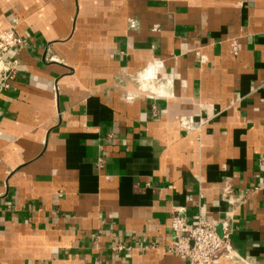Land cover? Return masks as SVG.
I'll use <instances>...</instances> for the list:
<instances>
[{
  "label": "crops",
  "instance_id": "crops-1",
  "mask_svg": "<svg viewBox=\"0 0 264 264\" xmlns=\"http://www.w3.org/2000/svg\"><path fill=\"white\" fill-rule=\"evenodd\" d=\"M13 27L0 264H188L178 209L264 264V0H0Z\"/></svg>",
  "mask_w": 264,
  "mask_h": 264
},
{
  "label": "built area",
  "instance_id": "built-area-1",
  "mask_svg": "<svg viewBox=\"0 0 264 264\" xmlns=\"http://www.w3.org/2000/svg\"><path fill=\"white\" fill-rule=\"evenodd\" d=\"M25 42L14 27L0 33V63L3 65L0 91L10 87L18 65L17 59L8 60L7 55L23 49ZM171 231L172 241L167 250L185 258L188 264H213L217 258L226 256L224 249L230 234L228 225H225L224 235L220 236L209 220L198 218L191 224L184 210L178 209L171 216Z\"/></svg>",
  "mask_w": 264,
  "mask_h": 264
},
{
  "label": "rangeland",
  "instance_id": "rangeland-1",
  "mask_svg": "<svg viewBox=\"0 0 264 264\" xmlns=\"http://www.w3.org/2000/svg\"><path fill=\"white\" fill-rule=\"evenodd\" d=\"M2 70H3V65L0 63V75L2 73Z\"/></svg>",
  "mask_w": 264,
  "mask_h": 264
}]
</instances>
